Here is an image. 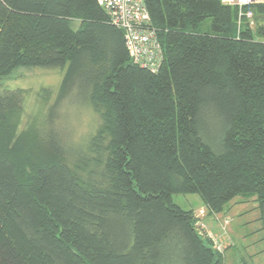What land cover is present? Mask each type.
<instances>
[{"label":"trees","instance_id":"trees-1","mask_svg":"<svg viewBox=\"0 0 264 264\" xmlns=\"http://www.w3.org/2000/svg\"><path fill=\"white\" fill-rule=\"evenodd\" d=\"M144 2L157 72L98 0H0V264H224L173 194L264 205V2ZM19 68L62 74L24 126ZM74 93L99 119L81 146L90 130L61 118Z\"/></svg>","mask_w":264,"mask_h":264},{"label":"rangeland","instance_id":"rangeland-1","mask_svg":"<svg viewBox=\"0 0 264 264\" xmlns=\"http://www.w3.org/2000/svg\"><path fill=\"white\" fill-rule=\"evenodd\" d=\"M78 24L79 22L75 21L74 27L77 28ZM38 69L40 70L19 68L12 79L5 81L10 88L24 87L32 92L29 97L26 95L27 109L22 126L29 121L33 113L40 114L42 118L45 116L46 110L42 113L41 101L36 97L37 91L43 86L56 90L62 77L61 72L56 69ZM70 99L68 104L62 105L61 118L67 125V131L73 132V139L81 138L90 130L87 136L75 145L81 146L96 132L99 119L97 112L93 109L95 113L89 105L88 108L76 93ZM173 201L184 209L194 210L196 216L201 219H198L201 234H207L206 237L211 241L213 248L224 257V264H264V205H259L254 196L239 194L229 201L220 213H208L196 193H174Z\"/></svg>","mask_w":264,"mask_h":264},{"label":"built area","instance_id":"built-area-1","mask_svg":"<svg viewBox=\"0 0 264 264\" xmlns=\"http://www.w3.org/2000/svg\"><path fill=\"white\" fill-rule=\"evenodd\" d=\"M111 22L125 31L126 44L135 63L157 72L163 61L162 47L156 30L151 29L150 16L144 0H98ZM237 5L241 10L264 0H222ZM243 15V12H240ZM251 17L252 12L246 11Z\"/></svg>","mask_w":264,"mask_h":264},{"label":"bare ground","instance_id":"bare-ground-1","mask_svg":"<svg viewBox=\"0 0 264 264\" xmlns=\"http://www.w3.org/2000/svg\"><path fill=\"white\" fill-rule=\"evenodd\" d=\"M201 225H202V223H201ZM199 228H200V225H199ZM204 228V227H203Z\"/></svg>","mask_w":264,"mask_h":264},{"label":"crops","instance_id":"crops-1","mask_svg":"<svg viewBox=\"0 0 264 264\" xmlns=\"http://www.w3.org/2000/svg\"><path fill=\"white\" fill-rule=\"evenodd\" d=\"M202 218V217H201Z\"/></svg>","mask_w":264,"mask_h":264}]
</instances>
